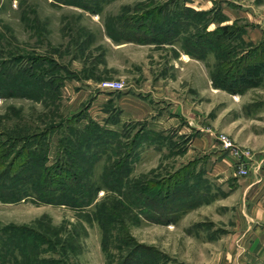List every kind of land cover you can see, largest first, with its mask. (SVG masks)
I'll use <instances>...</instances> for the list:
<instances>
[{"label": "rangeland", "instance_id": "rangeland-1", "mask_svg": "<svg viewBox=\"0 0 264 264\" xmlns=\"http://www.w3.org/2000/svg\"><path fill=\"white\" fill-rule=\"evenodd\" d=\"M260 28L264 0H0V196H23L0 198V264H264L247 185L264 76L234 68L262 57L264 35L246 40ZM137 93L163 103L146 118ZM219 136L253 154L247 176ZM30 156L48 188L78 182V205L8 189Z\"/></svg>", "mask_w": 264, "mask_h": 264}, {"label": "trees", "instance_id": "trees-1", "mask_svg": "<svg viewBox=\"0 0 264 264\" xmlns=\"http://www.w3.org/2000/svg\"><path fill=\"white\" fill-rule=\"evenodd\" d=\"M76 1L81 2V0H74V2H76ZM226 31H227V28H225V33H226ZM228 36H229V34H228ZM260 56H262V57H260L259 59L257 58L258 60H253L252 62L250 60L252 58L249 57V60H248L246 66L244 65V63H246V62H243V64H239V65L234 66L235 69H238V68L242 69L241 73H239V74L237 73L236 80L238 78L244 77L246 71L248 73L251 72V74H253L254 73L253 70H256L257 77L259 75L264 76V53H261ZM243 60H246V59H243ZM247 76H248V74H247ZM5 78H6V76L0 77V85H3L4 87L7 88V86H6L7 83H6ZM229 78L230 77L228 76V73H227L225 76V79L228 80ZM248 78L255 85H257V83H259V82H257L256 79H255L256 80L255 81L254 78H251L249 76H248ZM259 78L260 77H258L257 79H259ZM232 81H234V80H232ZM261 81H263V80H261ZM254 84H252V85H254ZM71 152H72V150H71ZM71 152L67 151L66 154L70 155L69 153H71ZM42 169L44 170V165L42 164V160L40 161L39 159H33L30 156L29 159L26 161V163L19 170H17V174H15L10 179H8V181L11 182L10 187H8V189H13L16 186H19V182H20V184H22V187H25L26 184H28V185L30 184L32 189L34 188L38 191L39 194H38L37 200H39L41 202L57 204V205H65V206L78 205V203H79L78 199L79 198H76L74 196V194H75L74 190L77 189V188H75V186L78 185V182L76 181L72 186L67 188L69 182H66L63 179L56 180L57 187L56 188L52 187V189H50V188H48V184H47V181L45 180V176H43V174H42ZM72 178L76 179V178H74L73 175H72ZM43 179L45 181L42 182ZM75 191H78V190H75ZM15 194H16V196H15ZM9 196L10 197L0 196V198L3 197L1 200L5 201V202L8 200L18 202V201H21L23 199V196L20 195L19 192L14 193V194H10Z\"/></svg>", "mask_w": 264, "mask_h": 264}, {"label": "crops", "instance_id": "crops-1", "mask_svg": "<svg viewBox=\"0 0 264 264\" xmlns=\"http://www.w3.org/2000/svg\"><path fill=\"white\" fill-rule=\"evenodd\" d=\"M260 23H262V22L260 21ZM260 29H262V30H260ZM260 29H258L257 31H248V33L246 34V40L247 41H251V42H256V43L261 42V39H262V37L264 35V30H263V28H260ZM188 63L189 62L186 61V64H188ZM207 82L209 83V85L212 83L210 80H207ZM208 88H209V86H208ZM260 90L262 92H264V88L260 89ZM211 91L214 92V93L216 92L214 90V88ZM148 95H149V97H148ZM148 95H144L143 97H141V99L143 98L142 101L144 102V105H147V108L143 110L141 108V106H140L141 99L137 98V96H140V94L139 93L135 94V96H136V98H135L136 106H137V108L139 107L140 110H138L136 108L135 109L136 111L134 113H138V112L145 113L146 114V118L152 114V112H153L152 107L157 106V104L159 105L160 103H163L161 98L159 99L157 96H154V95L152 96L150 93ZM239 97H240V100H242L246 96H239ZM147 98H148V100H147ZM146 102H147V104H146ZM148 106H149V108H148ZM171 113L173 115L180 116L179 113H176V112H171ZM255 114H256V112H253L250 116H248V118L249 119H253ZM133 118H135V117H133ZM190 125H192V124L190 123ZM196 129H197V127H196ZM197 131H199V132L196 133L198 135V136H196L197 137L196 138L197 142L195 143L196 146L198 148L199 147H203V146L209 148V146H210L209 145V141H213V136H211L210 133H209L210 130H206V129L200 127V128L197 129ZM198 141H199V143H198ZM258 149H261V147L258 148ZM225 155L226 154L222 151L221 153H219L218 157L216 158L217 162L219 164L218 171H216L218 173V175H222V174H224L223 172L226 171L223 167H221V166H226V163H225V160H224ZM262 164H264V162L262 163L261 160L257 159V168H255L253 173H251L252 174V175H250L251 178L247 179V185L250 188L253 183H255V184L257 183L258 191L252 192L250 194V196H255L254 199H255V203L257 205L258 216L260 215V218H259L260 222L257 223V225L259 226V228H258L259 232L258 233L263 236V234H264V167H262L263 166ZM261 235H258L259 239H264V237H262ZM259 244L260 245L261 244L264 245V242L263 243H259ZM262 260L264 261V258Z\"/></svg>", "mask_w": 264, "mask_h": 264}, {"label": "built area", "instance_id": "built-area-1", "mask_svg": "<svg viewBox=\"0 0 264 264\" xmlns=\"http://www.w3.org/2000/svg\"><path fill=\"white\" fill-rule=\"evenodd\" d=\"M101 87L105 90L110 91H122L125 87V84L120 81H104L101 84ZM218 141L220 142L222 148L226 152H231L235 157L238 173L241 177L247 176L249 173L248 167L254 162V156L246 149H241L235 145L225 136H219Z\"/></svg>", "mask_w": 264, "mask_h": 264}]
</instances>
